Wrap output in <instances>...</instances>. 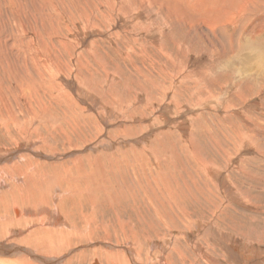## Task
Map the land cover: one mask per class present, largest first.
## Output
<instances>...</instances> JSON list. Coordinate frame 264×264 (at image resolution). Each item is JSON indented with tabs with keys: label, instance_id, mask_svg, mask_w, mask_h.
I'll return each instance as SVG.
<instances>
[{
	"label": "rangeland",
	"instance_id": "obj_1",
	"mask_svg": "<svg viewBox=\"0 0 264 264\" xmlns=\"http://www.w3.org/2000/svg\"><path fill=\"white\" fill-rule=\"evenodd\" d=\"M10 1L11 6H9V10L11 9L13 11L15 25L19 29L26 28L30 32V36H33L35 32H38L37 28L34 27L35 18L33 12L36 7V10L38 11L39 6L44 4L42 1L45 0H30V8L25 10L22 6V3L20 2L22 0H8V2ZM50 1L48 2L52 4V7L55 9V11L52 14L51 8H45L44 6V27L45 25L49 27V32L52 33V36L56 37V40H58L57 36L61 35L60 33L67 35L68 28L83 26L81 22L71 24L74 22V20L76 22L80 18L81 20L88 18L90 21H92L94 18H96L93 14L104 9L101 5L104 0H75V3L74 0ZM65 1H67V3H65ZM76 1H78V3ZM118 1H121L123 2V5H126L123 6ZM54 2H57V4ZM60 2L63 7L65 6L68 10H70L68 13L69 18L67 15H65V13H63L64 8H62V6L59 4ZM144 2L146 3V7H148V12L154 16L153 27L158 28L159 32H161L158 35L160 37V50L157 51V49L152 46L147 47V54L151 57L144 58V60L149 62H146V64L148 63L150 66L153 65V67H155L158 71L163 66H165V73L167 74L166 69L170 70V75L173 74V77L176 76L180 68L182 69L184 66L186 72H189L190 79L178 80L181 81V84H178L177 88L174 87L173 92L176 101H185L186 105L190 106L192 109L187 117H190L189 127L193 130V136L188 141L191 143L193 146L192 149L194 150L191 151V149L188 150L187 148L183 147V144L186 145V143L182 142L181 144L180 137H170L169 141L176 140L173 153L176 157L175 163L173 162V165L171 164L170 166H165L161 158L157 159V168L162 172L165 171V174H168V177L164 178V185L167 187V184L168 186L170 184L169 187L171 191L173 190L171 194L174 199L176 198L175 200L173 199L174 209H170L171 211H169L168 208H165L166 210L164 211V207L166 205H163L162 207V204L160 205L158 199L153 194L149 193V191L141 188V195L137 193V189L131 188V179L126 173L121 172L118 173V175L113 174L115 175L114 177L112 176V173H108L110 171H107V173L104 171L102 172L101 168H99L98 171H95V169L91 171L92 169L88 167V163H86V160H84L85 154L77 153V149L80 150L84 148V142H92L91 136L95 135L96 127L82 126L80 128L81 130H78L76 136L71 134V130L68 128L69 124H67L64 120L60 121L57 127L47 125V127H43V130L41 127L38 135L40 137L42 136L43 138L45 137L44 139L46 142L44 149L42 148V155L47 159L50 157L52 158V156L55 154H60V157H62L60 160L53 158L55 161L52 159H44L45 162L51 166L46 172V175H68L69 177L71 176L70 180L72 181H64L63 188H61L63 193L61 194V190L60 192L58 190L56 193L57 197L53 195V198L51 197L49 199L48 204V206L51 205V209L55 208L54 211H56L57 214L59 213L61 221L68 222L70 226V228L66 229L65 232L67 231L71 234L67 237L64 235L66 238V249H64L65 251H63V253L59 254L60 258L62 255L65 256L62 264H209L202 255V252L213 259L223 262L224 264H240L239 262L234 263L230 260L231 257L226 251L228 250V247L223 246L217 239L219 234H225L228 238L236 240L235 243L237 246H242L240 245L241 243L245 244V246L242 248L245 250L241 249L242 252L240 251V254L245 252H253L249 241H251V244L255 248H258L256 247L258 246L257 242H260L261 240V247L264 249V134L257 133V130L264 131V36L254 39L252 36L247 35V33L252 29L251 26L245 24V27H241L240 24L237 27L239 29H237L236 26L229 25L225 34L223 33L224 37H227L226 40L224 37L221 39V32L218 29L220 26H213L212 30V28L209 26L212 22L209 23L208 17L200 11L198 15H196L195 11H192V14L190 13L189 8H182L178 5L174 7L176 11L174 8L170 10L169 7L166 8L167 6L164 5V0H141L139 2L141 12H144ZM154 3L156 5H154ZM136 4V0H109V5H106V10L111 14L113 12L116 13L118 10H121L122 12H130L133 10ZM160 4H163V7H160ZM55 5L57 7H54ZM129 6L131 9L128 8ZM261 6L262 5H260L261 10L257 11L256 15H259L260 12L263 11L264 7ZM59 9L61 12H59ZM195 9L196 8L191 10ZM77 14H80L81 16H78ZM4 16V13L0 15V26L4 25ZM217 20L221 21V18H217ZM213 33L218 38L219 43L213 36ZM190 36L196 38H192ZM15 39L17 42L16 44L22 54L25 51V47L28 45V42L22 39L20 33L15 34ZM45 39L48 40L46 37ZM100 40H103L102 37L96 36L87 40L88 45H90V43H94V56L92 53L89 54L88 52L81 56L80 54L78 55V57L81 59V67L84 71L83 77L78 78L79 81L85 82L87 79H89V74L91 73L94 78L95 85L100 83H108L109 90L105 100L109 101L112 105H118L117 103L120 99H126L129 101L134 100L138 89L143 91L145 89V91H147L146 83L144 81L141 82L143 79H140L141 77H139V72L135 71L131 62L127 60L129 59V55H127V59H125L116 49L111 48L109 44L103 43V41ZM236 41L238 46L229 47ZM78 42V39L73 38L71 45L65 47L66 54H68V52H74L77 47H81L78 45ZM145 43L143 42V44ZM233 48L235 49V52ZM85 49L86 48H82L81 51ZM60 60L61 61L59 63L61 64L62 59ZM199 61L202 62L201 65ZM187 64H190V70L186 68V66H188ZM137 66L138 68L140 67V73L144 77L146 74V70H144V64L140 63V61H137ZM117 70L119 71L120 75L114 78V80H110L112 79L111 74H115ZM173 70L177 71V74H175V71ZM9 71L13 70H7V72ZM87 71H89V74ZM160 73L162 74V71H160ZM170 75L168 74V76ZM173 77L172 80L175 79ZM2 79L3 77L1 74L0 99L4 98L6 95L5 93H7V91L4 89ZM153 80H155L156 83L163 84L165 87L169 86L168 80H162L159 77ZM135 83L137 84L135 85ZM4 84H7L6 86H8V83L4 82ZM178 89H180L179 92ZM237 89L239 92H237ZM99 90L98 92L102 94L103 90L101 87ZM232 93L236 94L234 95ZM247 96L249 97L247 98ZM236 97H238L240 100H238ZM235 98L236 100L234 101ZM200 99L209 103V100H215L213 104L216 105L215 108L220 112L213 111L211 109L207 112L204 110L201 111L198 109L200 105L197 106L198 103L202 102L199 101ZM245 101L247 103L244 104ZM232 103L235 104L233 105ZM259 103H261V105ZM225 105H228V107ZM46 106V101L44 104H40L39 106H37L36 103H33V109L35 112H40ZM229 106L234 108V111H229L223 119V109H228ZM172 108L175 109L174 106ZM235 109H238L239 112L243 114L241 116L249 120L253 126H249L247 123H245L243 118L236 117ZM131 110L133 112V109ZM7 112L10 113V110ZM53 113L56 117L62 118L63 116L60 110L54 111ZM253 114H256L257 116H254ZM112 116L113 117L106 116L107 120L114 122L115 118L117 117L115 114ZM198 118L200 120H198ZM113 128L114 127H111L108 130L109 136L111 137H113L116 132L115 128L114 130ZM166 129L161 130H165L166 132L170 131L171 133H178L174 132V128ZM229 133H231V135L235 138L237 137L235 134L241 136L237 137L240 140V144L238 146H236V142L232 141L231 139H227L229 138ZM78 134L79 136H77ZM12 135H14L13 132ZM56 135L57 138L55 137ZM15 137L17 139L16 141L18 142L15 141V143H10L9 139H4L0 133V143L7 144L8 148L10 147L9 149H14L16 145H18L19 141L30 146V142L32 141L30 138L27 139V141H30L28 143L21 135H16ZM164 137L165 136L159 139V143H157L156 140L154 141L156 143L151 142V140L155 138L153 137L146 143V145L160 148V142L164 139ZM243 139H249L250 145L248 143V145L245 144ZM127 147L128 146L125 148ZM138 148L142 151L144 150L143 148H146V146L140 144V147L138 146ZM98 149H100L99 151H102L105 148L99 147ZM101 153L103 156H105L103 151ZM237 153H239L238 156ZM93 154H95V152H93ZM77 155H81L80 157L83 158L78 159L75 157ZM156 155H158V153ZM118 158H122V156ZM74 160L75 162L81 163L78 166L79 169L82 167L81 170L77 171L76 167H73ZM144 161L147 166V161L145 159ZM187 163H191V166L194 168L190 165L188 166ZM204 163H211L213 164L214 169L218 167L216 170L218 169L223 171L225 176L230 179L232 186L234 185V191L240 192V195H242L240 197L245 199V207L243 205L239 206V203L231 200L227 195H223L222 192L226 191H224L222 188L218 189L217 186H214V182L208 181V179H206L209 175H205L208 172ZM104 168H107V170L109 168L107 161H105ZM150 168H148L146 171L153 169V167ZM190 172L193 173V176L201 174L202 180L198 181L195 180V178L190 177ZM171 173L175 178L172 177V175L170 176ZM140 178L141 177L137 175V177L134 178V181H139ZM172 178H174L175 181H173ZM258 179H262L261 182ZM186 186H188V188H185ZM210 188L211 190H219L218 192H220V197H213L210 194L202 193L203 189L204 191L208 192L207 190ZM247 191L249 193L251 192V195H249ZM178 193L180 194L178 195ZM183 194L186 195L184 196ZM246 200L250 201L248 202ZM55 202H57L56 207ZM29 206L32 205L28 204L27 208ZM167 212L169 213L168 218H163L162 216L166 215ZM173 215L177 216L178 218L180 217V220H177L176 217L173 218L174 220L170 219L169 217H174ZM49 217L53 219V216ZM159 217H161V219H159ZM255 239H257V241ZM227 243L230 244V242ZM172 247L174 249H171ZM198 248L202 252H197L195 250ZM177 251L180 252L177 253ZM59 255L47 254L45 257ZM253 259L254 262L256 261L257 263L259 258L254 256Z\"/></svg>",
	"mask_w": 264,
	"mask_h": 264
},
{
	"label": "bare ground",
	"instance_id": "obj_2",
	"mask_svg": "<svg viewBox=\"0 0 264 264\" xmlns=\"http://www.w3.org/2000/svg\"><path fill=\"white\" fill-rule=\"evenodd\" d=\"M48 1L50 0L42 1L44 2V4L39 6L38 11L36 10L37 7L36 9H34L33 12L35 18L34 27L37 28L38 32H35L33 36H30V32L26 28L19 29L15 25L13 11L11 9L9 10V6H11L10 5L11 1L8 2V0H0V15L3 13L5 14L3 18L4 25L0 26V76L2 74L3 77L2 82L4 85V89L7 91V93H5L6 94L5 97L0 99V133L4 137V139L6 140L9 139L10 143H15V141L17 140L15 137L16 135L23 136L26 141L28 138L32 140L31 142L29 140L27 141L28 143L30 142V146L28 144H24L21 143V141H19V143L21 144L18 143V145H16L14 149H9L10 147L8 148L7 144L0 143V264H35V263L62 264L65 258V256L63 255L60 258L59 254L63 253V251H65L64 249H66L65 248L66 238L64 237V235H66L67 237L68 235L71 234L70 232L67 231L65 232V230L70 228V226L68 222L61 221L59 213L57 214V212L54 211L55 208L51 209V205L48 206V204H49V199L51 197L53 198V195L57 197L56 193L58 192V190L60 192L61 188H63V182L66 180L69 181L71 176L69 177L68 175H62V176L46 175V172L50 169L51 166L45 162L44 159L46 157L42 155V148L44 149L45 147L44 145L46 144V142L44 139L45 137L43 138L42 136L40 137L38 135L41 127L42 130L43 127L45 126L47 127V125L57 127L60 121L64 120L67 124H69L68 128L71 130V134L74 136H76L78 130L82 126L84 127L92 126L94 128L96 127L95 135L91 136L92 142L91 143H89L90 141L84 142L83 143L85 144L84 148L80 150L77 149L78 150L77 153L85 154L84 160H86V163H88L87 164L88 167L92 169L91 171H93L94 169L95 171H98L99 168H101L102 172L104 171L105 173H107V171H110L108 173H112V176L114 177L115 175L113 174L118 175V173L121 172L126 173L131 179V183H130L132 186L131 188L137 189L136 190L137 193L141 195H142L141 188H144V190L149 191V193L153 194L158 199L160 205L162 204L161 205L162 207L163 205H166L164 207V211L166 210L165 208H168L169 211H171L170 209H174V200L176 198L174 199L171 194L173 190L171 191L169 187L170 184L169 186L167 184V187H165L164 185V178L168 177V174H165V171L162 172L160 169L157 168L156 166L158 162L157 159L161 158L163 161L162 160L160 161H162L165 166H170L173 162L175 163L176 157L175 154L173 153H174L176 140L169 141L170 137L172 138L173 137L177 138V136L180 137L181 144L182 142L186 143V145L183 144V147L187 148L188 150L191 149V151L194 150L192 149L193 146L188 141L193 136V130L192 128L189 127L190 117L189 118L187 117L192 109L190 108V106L186 105L185 101H176L173 92L174 87L177 88L178 84H181L180 83L181 81L178 80L190 79L189 72H186V69H184L185 66L182 67V69L179 67L180 70L178 74L176 73L177 71L173 70L175 71V74H177L176 76L173 77V74L170 75V70L166 69L167 74L165 73V66H163L158 71L156 70L155 67H153L152 64H151L152 66H150L148 65L149 62L144 60L145 57L147 58L151 57L147 54V47L152 46L156 48L157 51L160 50L161 47L160 37L158 36L159 33L161 32H159L158 28L153 27L154 16L151 15L150 12H148V7H146V3L144 2L145 3L144 12L140 11L139 2L141 0H136L137 4L134 6L132 11L122 12L121 10H118L116 13L113 12L114 14L113 13L111 14L106 10L107 7L106 5H109V0H104L101 3L104 9L102 11L93 14L96 18H94L92 21H90L88 18H84L82 20L80 18L76 22L74 20V22H72L71 24L81 22L83 26L78 25L79 27L76 28L75 27L68 28V34L64 35L63 33H60L61 35L57 36L58 40H56V37L52 36L51 35L52 33L49 32L48 30L49 27L46 25L44 27V20H43L44 17L43 15L45 14L44 6L45 8L50 7L52 14L55 11V9L52 7L51 4L52 2L50 1L51 2L50 3ZM20 2L22 3L24 10L30 8L29 7L30 0H22ZM57 2L54 3L57 4ZM76 2L78 3V1ZM65 3H67V1H65ZM119 3L123 5V2L120 1ZM163 3L164 5L167 6L166 8L169 7L170 10L173 9L176 5H178L182 8L184 7L189 8L190 13H192V11H195L196 15H198L199 11L202 12L204 15L208 17L209 23L212 22L211 25H209L212 28V30H213V26H220L218 29L221 32L220 33L221 39H223L224 37L223 33L225 34L229 25L236 26L237 28L240 24L241 27H245V24L251 26L252 29L250 31L248 30L249 32L247 33V35L252 36V38L255 39L257 37L261 38V36H264V8L259 15H256L257 14L256 12L261 10L260 5L264 7V0H164ZM59 4L61 5V2ZM154 5L156 4L154 3ZM130 6L128 8L131 9ZM54 7L57 6L55 5ZM160 7H163V4H160ZM62 8H64L63 13H65V15H67V17L69 18L68 13L70 12V10H68L67 7L65 6L64 7L62 6ZM194 8L196 9L191 10ZM59 12H61L60 9ZM78 16L81 15L79 14ZM217 18H221V21L217 20ZM18 33L21 34L22 39L28 42V45H26L25 47L26 49L22 54L16 44L17 42L15 39V34ZM95 36L102 37L103 40L100 41H103V43L109 44L111 48L116 49L125 59H127L126 56L129 55V59L127 60L131 62L133 69L139 72V77H141L140 79H143L141 80V82L144 81L146 83L147 91H145L144 89L145 91L144 92L143 90L138 89L134 100L129 101L126 99H120L117 103L118 105H112L109 101L105 100V97L109 90L108 83H103V84L100 83L98 85H95L94 78L91 73L89 74V71H87V73L90 75L89 79H87L85 82L79 81L78 78L83 77L84 71L83 68L81 67L82 62L81 59L78 57V55L80 54L81 56L88 52L89 54L92 53L94 56L95 53L93 46L94 43H90V45H88L87 40ZM213 36L219 43V40L214 33ZM45 37L48 40H46ZM190 37L196 38L193 36ZM73 38L79 40L78 45H80L81 47H77L74 50V52H68V54H66L65 47L71 45ZM224 38L226 40L227 37ZM143 42L146 43L143 44ZM233 46L235 47L238 46L237 41L232 43L229 47H233ZM82 48H86V49L81 51ZM60 59H62L61 64L59 63L61 61ZM137 61L138 62L140 61V63L144 64L145 67L144 70H146V74L144 77L140 73V67L138 68ZM146 62L148 63L146 64ZM199 63L200 65L202 64L201 61H199ZM175 65H176V61H175ZM189 65L186 66V68L190 70ZM7 70H13V71L7 72ZM160 71H162V74L160 73ZM122 73H123V69H122ZM168 74L170 76H168ZM119 75L120 73L117 70L115 74L114 73L111 74L112 79L110 80H114V78L118 77ZM158 77L161 78L162 80H168L169 86L165 87L163 84L156 83L155 80L153 79H157ZM172 77L175 79L172 80ZM4 82L8 83V86H6L7 84L5 85ZM136 84L137 83H135V85ZM100 87L103 90L102 94L100 93L101 91L99 90ZM180 89H178V92ZM98 90L100 92H98ZM237 92H239L238 89ZM248 97L249 96H247V98ZM236 98L238 99V97ZM236 98L234 99V101L236 100ZM45 101L47 103V106L44 107V109L41 110L40 112H35L33 109V103H36L37 106H39L40 104H44ZM199 101H202V99H200ZM209 101L210 103L204 100L201 103L197 102L198 103L197 106L200 105L198 109H200L201 111L204 110L206 112L210 109L213 111L220 112L218 109L215 108L216 105L213 104L215 100H209ZM245 103L247 102L245 101L244 104ZM232 104L234 105L235 103ZM259 104L261 105V103ZM173 106L175 109L172 108ZM7 107L8 110H10V113L7 112L8 111ZM226 107H228V105ZM131 109H133V112ZM59 110L62 112L63 115L62 118L54 116L53 112ZM229 111L230 112L234 111V108L229 106L228 109H223V114H224V116L222 115L223 119L225 118V115H227ZM113 114H115L117 117L115 118V121L113 122L107 120L106 116L113 117L112 116ZM241 115L243 114H241L238 109H235V116L238 118L239 117L243 118ZM198 120L200 119L198 118ZM243 120L249 126H253V124L249 120L245 118H243ZM111 127H114L116 130L115 135L113 137L109 136V132H108L109 128ZM166 128H174V132H178V133H171L170 131L166 132L165 130H161ZM12 132L14 133V135H12ZM257 133L264 134V131L257 130ZM77 136H79V134ZM163 136L165 137L160 142L161 144L160 148L151 147L150 145L149 147L146 145V143L150 141V139L153 137L155 138H153L151 142L156 143L154 142L156 140L157 143H159V139ZM228 136L229 138L227 139L228 140L231 139L232 141L236 142V146L240 144V140L237 137H241V136L235 134V136H237L235 138L231 135V133H229ZM55 137L57 138V135ZM243 140L245 144L250 143L249 139L248 140L243 139ZM140 144L146 146V148H143L144 150L142 151L139 150L138 148V146L140 147ZM126 146L128 147L125 148ZM99 147L105 148L102 150L105 153V156L102 155L101 153L102 151H99L100 150L98 149ZM88 151L92 153L90 154ZM93 152H95V154H93ZM157 153L158 155H156ZM238 154L239 153H237V156ZM80 156L81 155H77L75 157H77L78 159L83 158ZM120 156H122V158H118ZM53 158L54 159L57 158L60 160L62 157H60V154L59 155L55 154L54 156H52V158L50 157L49 159L54 160ZM144 159L147 161V166ZM105 161H107V164L109 166L108 170L107 168H104ZM191 163L189 164L187 163V165L191 166ZM205 163L204 165L207 168L206 170L208 172L205 175L206 176L209 175L208 178L206 179H208V181L214 182L215 184L214 186L215 187L217 186L218 189L222 188L224 191H226V192H222L223 195L225 194L231 200L239 203V206L243 205L245 207V199L240 197L242 196L240 195V192L234 191L233 189L234 185L232 186L230 179H228L225 176L223 171L222 170L220 171L218 169L216 170V168L218 167L214 169V166L211 163H207V164ZM80 164H81L80 162H75L74 160L75 166L73 165V167H76L77 171H79L82 169V167H80V169L78 168ZM150 167H153V169L150 171H146ZM190 173H191L190 177L195 178V180L198 181L202 180L201 174L197 176H193V173L192 172ZM137 175L141 177L139 181L141 182V184L143 183L142 185L140 184L139 181L137 180H136L137 182L134 181V178L137 177ZM171 175L172 173L170 174V176ZM172 177L174 176L172 175ZM174 178H172L173 181H175ZM262 179H258V180H260L261 182ZM188 186H186L185 188H188ZM207 191L208 192L204 191L203 189L202 193L210 194L213 197L214 196L218 197L220 193L218 192L219 190L218 191L211 190V188L208 189ZM62 193L63 192L61 190V194ZM250 193L249 195H251ZM179 194L180 193H178V195ZM28 204H31L32 206H29L27 208ZM56 206H57V202H55V207ZM49 216L51 217L53 216V219H51ZM168 216L169 213L167 212L166 215L162 217L168 218ZM173 216L174 217H169V218L173 219L176 217L177 220L178 219L180 220V217L178 218L175 215ZM159 219H161V217H159ZM217 240L221 242L223 246L228 247V250L226 251L231 257L230 260L233 261L234 263L239 262L240 264H262V263L264 264V249L261 247L262 246L261 240L260 242H257L258 246L256 247L258 248H255L251 244V241H249L250 246L253 249V252L250 253L245 252L242 254H240V251L242 252V250H245L242 249L245 246V244L241 243L240 245L242 246L239 247L235 243L236 240H232L228 238L225 234H219ZM255 240L257 241V239ZM227 242H230V244H228ZM174 248L172 247L171 249ZM195 250L197 252L199 251L202 252L199 248ZM179 252L180 251H177V253ZM47 254L49 255L55 254L59 256L45 257L47 256ZM202 255L208 261L209 264H224L223 262L217 259L211 258L210 256L206 255L204 252H202ZM254 256L259 258L257 263L256 261L254 262L253 259Z\"/></svg>",
	"mask_w": 264,
	"mask_h": 264
}]
</instances>
